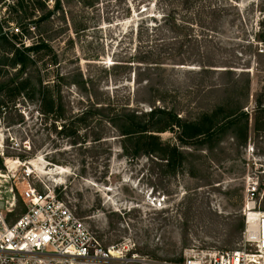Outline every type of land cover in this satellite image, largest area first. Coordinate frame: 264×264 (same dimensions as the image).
I'll return each instance as SVG.
<instances>
[{"label": "rangeland", "instance_id": "374dc122", "mask_svg": "<svg viewBox=\"0 0 264 264\" xmlns=\"http://www.w3.org/2000/svg\"><path fill=\"white\" fill-rule=\"evenodd\" d=\"M33 3L0 0V27L18 44L48 42L28 68L25 91L39 79L54 99L53 112L43 113L37 95L0 94L8 100L0 108V190L9 198L13 188L15 214L30 164L31 185L39 192L53 185L102 246L125 247L137 264L248 251L241 209L250 178L264 207V0H61L62 11L18 34L16 13L32 18ZM3 70L4 81L25 75ZM154 107L185 124L218 108L219 117L243 111L246 140L243 119L224 120L210 139L174 127L154 134L150 154L152 139L119 128L132 114L150 120Z\"/></svg>", "mask_w": 264, "mask_h": 264}, {"label": "built area", "instance_id": "2783aa9c", "mask_svg": "<svg viewBox=\"0 0 264 264\" xmlns=\"http://www.w3.org/2000/svg\"><path fill=\"white\" fill-rule=\"evenodd\" d=\"M2 156V153H0ZM19 162V161H17ZM6 167V163H5ZM32 171L25 166L19 191L23 210L15 214L16 195L0 190V264H137L141 260L128 254L125 247L102 246L55 193L53 185L39 192L30 180ZM260 185L250 178L245 183L242 215V244L249 250L197 251L184 264H264V207L257 201Z\"/></svg>", "mask_w": 264, "mask_h": 264}, {"label": "trees", "instance_id": "16d2710c", "mask_svg": "<svg viewBox=\"0 0 264 264\" xmlns=\"http://www.w3.org/2000/svg\"><path fill=\"white\" fill-rule=\"evenodd\" d=\"M52 1L54 4L52 7H50L48 5V0H34L33 7H31L30 11V16L32 18L27 17L28 14L24 13V11L19 8L22 7V5L17 4V7L20 10L19 13H16L17 17L15 19L16 24L19 25L17 28L18 34H22L23 30L25 32L31 28L35 29L38 24L49 20L58 11H62L61 0ZM14 12L16 11L14 10ZM27 19L28 21H24ZM16 38L17 34L9 36L8 31H4L3 28L0 27V74L2 71L5 72L3 69H6L7 67L12 69L18 68V73H21V75L25 74L24 77H21V79L17 82H15L13 79H8L7 81L1 80L2 77L0 75V94L4 93L6 95L13 96L24 94L26 98L30 99L37 95L40 98V101L43 103V109H41V112L52 113L54 110V99L47 84L42 85V81L38 79L37 84L32 85L30 93L25 91V88L31 83V76H29V73H27L29 66L36 63V54H45L50 50V46L44 39H40L31 45L25 46L24 43L18 44V38ZM262 41L264 43V40ZM14 83L15 85L12 87L11 85ZM6 102H8V100L0 99V108H4L6 106ZM163 110L158 109L157 107L151 109L147 114L150 116V120L146 122L137 120L139 118L137 114L130 115V117L125 119L124 123L120 125L119 129L121 135L129 137L137 136V141L148 136L150 139H152L149 141L150 143H148L151 146L147 145L145 148L147 152L151 154L156 150V147L154 146L158 145V137L154 134H158L166 130H172L174 127H181L182 135H186L190 138L205 136L206 139H210L220 131H224V120L227 126H234L240 119H243V127L241 131L242 135H240L243 141L246 140L248 117L243 111L238 115H236L235 111H232L229 115H225V117L224 114L219 117L217 112L222 111V109L218 108L215 112L216 114L214 115H203L199 120L193 123L185 124L181 123L180 119L176 118L174 114ZM163 117H165V119H163ZM108 122L110 123V121ZM76 124L77 123L74 121L69 123V127L67 129L68 134L75 133L74 129L77 128ZM101 138L102 137H95L92 139V141L98 142L101 140ZM176 152L177 151L175 147L170 149L171 155H174ZM167 163L170 166L172 165L171 162L169 163V160Z\"/></svg>", "mask_w": 264, "mask_h": 264}, {"label": "bare ground", "instance_id": "6f19581e", "mask_svg": "<svg viewBox=\"0 0 264 264\" xmlns=\"http://www.w3.org/2000/svg\"><path fill=\"white\" fill-rule=\"evenodd\" d=\"M26 166H27L28 169H30V170L32 171V167H31L30 164H27ZM0 176H1V175H0Z\"/></svg>", "mask_w": 264, "mask_h": 264}]
</instances>
